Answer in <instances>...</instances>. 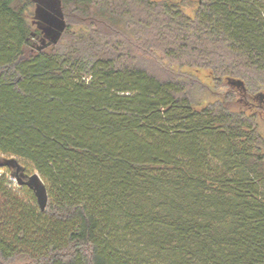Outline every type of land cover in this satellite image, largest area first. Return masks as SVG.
Here are the masks:
<instances>
[{
  "label": "trees",
  "instance_id": "1",
  "mask_svg": "<svg viewBox=\"0 0 264 264\" xmlns=\"http://www.w3.org/2000/svg\"><path fill=\"white\" fill-rule=\"evenodd\" d=\"M56 1L0 0V264H264V0Z\"/></svg>",
  "mask_w": 264,
  "mask_h": 264
},
{
  "label": "water",
  "instance_id": "2",
  "mask_svg": "<svg viewBox=\"0 0 264 264\" xmlns=\"http://www.w3.org/2000/svg\"><path fill=\"white\" fill-rule=\"evenodd\" d=\"M37 3L35 10V17L42 21L47 27L45 30L51 34L52 38H57L63 25L61 22V12L59 3L56 0H34ZM5 165L15 168V178L20 185H25L29 189H32L37 205L41 211H44L47 202L46 188L39 182V175L35 173L28 180L22 181V178L26 177L23 173V168L19 166L16 159L12 158L6 161ZM18 172H21L18 174Z\"/></svg>",
  "mask_w": 264,
  "mask_h": 264
},
{
  "label": "rangeland",
  "instance_id": "3",
  "mask_svg": "<svg viewBox=\"0 0 264 264\" xmlns=\"http://www.w3.org/2000/svg\"><path fill=\"white\" fill-rule=\"evenodd\" d=\"M190 1H191V5L190 6H188V5L182 6V9L189 16H193V13H194L196 6H197L196 5L197 0H190ZM177 2H179V1H177ZM26 16H27L28 23L33 28H35L37 21L35 22V20L33 18L34 17V6L28 7V9L26 11ZM44 26H45V24H44ZM197 75L205 84L212 86V82L210 81L209 75L207 72L201 71V72L197 73ZM192 95H193V102H194V104H197V108H201V107L207 105L208 103H212L216 99V96H217L214 93H212V94L210 92L206 93L205 91H195V93H193ZM259 128H260V132H261L262 136H264V116L260 117ZM10 159H12V158L1 157L0 158V165H2V167H5L3 170L4 172H6V171L9 172V174L11 175V181L13 183L17 184L18 186H20V184L16 181V178H15V173H16L15 168L5 165L6 161H8ZM17 162H18L19 166L23 168V173L26 176L25 178L24 177L22 178V181L26 182L29 177H32L35 174V172L32 170H27L25 165H23L19 160H17ZM20 173L21 172H18V174H20ZM39 182L42 186L45 187V184L41 179H39ZM27 189L32 191V189H29L28 187H27Z\"/></svg>",
  "mask_w": 264,
  "mask_h": 264
}]
</instances>
